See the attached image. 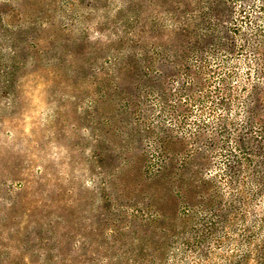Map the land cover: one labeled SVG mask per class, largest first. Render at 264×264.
Listing matches in <instances>:
<instances>
[{
	"label": "rangeland",
	"instance_id": "1",
	"mask_svg": "<svg viewBox=\"0 0 264 264\" xmlns=\"http://www.w3.org/2000/svg\"><path fill=\"white\" fill-rule=\"evenodd\" d=\"M238 192L251 227L264 0H0V264H232L194 238Z\"/></svg>",
	"mask_w": 264,
	"mask_h": 264
},
{
	"label": "trees",
	"instance_id": "2",
	"mask_svg": "<svg viewBox=\"0 0 264 264\" xmlns=\"http://www.w3.org/2000/svg\"><path fill=\"white\" fill-rule=\"evenodd\" d=\"M234 148V152L236 151V155H233L236 158L235 163L241 164V162H252L251 158H253L255 154L247 148L242 140L237 139L236 147ZM222 149L224 150V148ZM228 171L232 173V176H235L233 166H228ZM241 194V192L234 194V196L227 203L226 211L224 213L220 211L221 209H218L216 211L218 213L220 211L219 214H216V212L211 214L213 205L210 206V210L204 213L200 218V221H202L203 225H205V230H202L204 235L197 234L194 238V243H205L214 238V244L221 245L224 244V239L227 238L229 243L228 251L225 250L223 251L225 254H222L225 262L233 261L234 258L236 259V256H239L238 253H240V260L233 261L232 264H249L251 260L256 264H264V252L257 250V243H260V246L264 244V235L259 233L255 234L253 231L254 229H261L260 223L264 221V218L254 220L253 226L247 227L249 221L246 219V215L241 212L239 209L240 207H236L237 203L243 205L244 202H246L244 198L242 199ZM212 201L215 206L220 205L222 202L221 198H216V196L212 199ZM218 224H221L222 229L220 235L216 232V230H218ZM196 230L198 229L196 228ZM237 231L242 233L239 234ZM186 244L190 246V242L188 240L186 241ZM243 244L248 245L247 247L245 246V250Z\"/></svg>",
	"mask_w": 264,
	"mask_h": 264
}]
</instances>
